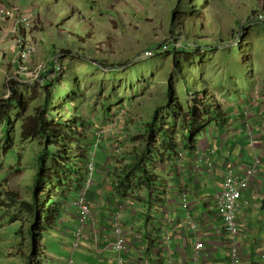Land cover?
Returning a JSON list of instances; mask_svg holds the SVG:
<instances>
[{
    "label": "rangeland",
    "instance_id": "374dc122",
    "mask_svg": "<svg viewBox=\"0 0 264 264\" xmlns=\"http://www.w3.org/2000/svg\"><path fill=\"white\" fill-rule=\"evenodd\" d=\"M22 15H34L30 29L17 24ZM20 39L34 47L33 60L26 73H21V64L20 68L16 65L18 62L15 64V60L20 61ZM187 40L194 45L200 43L205 46L198 50L196 44V49L192 50L196 58L188 66L193 74L190 83L194 85L196 77L206 78L208 84L204 87L216 98L220 96L219 101L224 107H237L238 113L243 111V133L248 135L246 128L249 122L252 126L250 135L254 136H247L249 145L257 151L255 157L261 159L263 166L264 0H0V103H5L4 99H11L13 91L10 86L13 81L12 86L18 93L25 91V98L31 105L29 108L36 106L44 98L45 92L39 82L42 79L41 67L50 69L58 64L68 69L70 73L66 76L78 70V59L65 57L71 47L77 51L84 49L87 54L101 57L115 65L118 62L127 63L128 66L123 70L107 72L103 89L91 91L86 87L83 90L85 97L78 103L89 120V137L95 149L98 151L97 148L102 146L108 148V152L105 148L102 150L104 157L99 155L97 158L96 162L100 164L94 174H90L87 167L88 174L80 195L90 188L104 186L109 189L116 180V168H111V162H121L122 153L133 148L128 144L122 147V142H130L129 136L133 135L130 132L127 137L126 127L131 124L133 132L136 118L143 123L153 115L151 107L164 106L161 96L166 92L167 83L163 74L173 69V64L168 61L170 54L160 56L162 52L159 48L165 44L181 48L182 41L184 44ZM148 50L155 51L153 57H146ZM49 58L54 62H48ZM134 71L142 76V79L134 80L137 81V84L133 82L135 89L117 94L115 101L118 102H111L114 98H107L111 97V85L122 84ZM84 73L88 75L85 69ZM62 85L64 90L71 89L69 84ZM181 85L178 83L179 91ZM31 109L27 115L31 114ZM232 112L234 116L235 110ZM19 116L20 109L17 108L7 121L0 120V264H29L28 256L25 255L29 253V239L22 247V237L18 235L22 223H12L4 216L5 212L13 214V202L7 191H27L29 186H33L38 171L40 138L30 130L27 120L24 131L21 124L18 133ZM240 127V124L235 125V130L231 128V133L225 137L231 138ZM100 133L104 137L102 146L97 147ZM114 137L119 144L111 141ZM258 149H262L263 153H259ZM207 156L212 157L209 154ZM101 161L106 164L101 165ZM203 161L206 168L208 161L199 159L201 165ZM210 161L217 164L220 159L212 157ZM168 164L167 160H157L153 168L166 169ZM234 167L228 165L227 171ZM103 172L104 178L97 181L98 174L102 176ZM90 176L93 186L87 187ZM129 193V196L138 194L137 187L131 185ZM67 198L68 195L64 194L63 199L73 204L72 197ZM103 209L102 216L110 222L113 211L111 207L108 208L107 200ZM123 210L122 203L114 214L122 215ZM257 211L264 213L261 206ZM60 235L54 228L44 232L39 245V257L34 264H66L71 251L68 252L61 245ZM77 255L74 256V264H78Z\"/></svg>",
    "mask_w": 264,
    "mask_h": 264
},
{
    "label": "trees",
    "instance_id": "16d2710c",
    "mask_svg": "<svg viewBox=\"0 0 264 264\" xmlns=\"http://www.w3.org/2000/svg\"><path fill=\"white\" fill-rule=\"evenodd\" d=\"M196 44L198 50L199 47H205L200 43ZM195 45L188 40L184 44L182 41L181 48L172 46L170 51L160 54V56L170 54L168 61L173 64V69L170 68L168 73L163 74L167 83L166 92L161 96L164 106L151 107L153 115L143 123L136 118L133 125L135 133L131 131V124L128 123L129 126L126 127L127 137L130 132L133 134L129 136V141L135 144V148L131 153L123 154L125 157L122 163L120 162L121 166L118 165L115 169L116 180L113 186L123 192V195L129 196L130 186L135 185L139 196L140 192H145L152 198L153 190L160 188L153 168L157 160L166 161V157L176 159L183 151L194 153L205 129L214 122L225 123L227 120L219 98L204 87L208 80L196 77L194 85L190 83L193 74L190 73L188 66L193 64L196 58L192 52ZM65 57L77 58L80 62L77 65L78 70L66 76L70 73L68 69L54 64L55 66L44 71L39 81L45 91L44 98L32 109L25 98V91L18 93L15 86H12L13 81L10 86L13 91L11 99H4L5 103H0V120L7 121L13 111L19 108L18 133L21 124L24 131L27 120L30 130L34 131L41 142V150L37 153L38 171L33 186H29L25 192L7 191L13 202H10L13 214L7 212L9 220L12 223H22L18 232L22 237L20 246L23 247L25 241L29 239L27 255L29 264L36 263L44 232L52 229L59 218L61 207L66 202L63 195H68L67 200L72 197L74 201L77 198V194L84 186L89 162L93 159L96 161L97 150L89 137L91 126L87 116L81 111L82 105H78L85 97L83 90L86 87L91 91L103 89L104 76L109 70L113 73L128 66L124 62H118L116 65L109 63L101 57L87 54L84 49L77 51L72 47L67 50ZM131 68L130 66L129 69ZM139 79H142V76L134 71L122 84L113 83L110 89L111 97L107 98H114L111 99V102H114L117 100L115 99L117 94L133 91L134 83L137 84L134 80ZM63 83L69 84L71 89L64 90ZM178 83H182L180 91ZM124 99L126 100V97ZM29 109L31 114L27 115Z\"/></svg>",
    "mask_w": 264,
    "mask_h": 264
},
{
    "label": "crops",
    "instance_id": "0c3cea01",
    "mask_svg": "<svg viewBox=\"0 0 264 264\" xmlns=\"http://www.w3.org/2000/svg\"><path fill=\"white\" fill-rule=\"evenodd\" d=\"M52 60L49 58L47 61ZM15 64L20 68L21 61L15 60ZM218 98L221 101L220 96ZM222 108L227 117L226 122H214L207 127L199 138L198 147L194 153L187 152L186 157L183 158L184 161L166 157L165 160L169 161L166 169L164 167L154 169L160 188L153 190L152 198L145 192H140V196L139 194L123 195V192L112 186L109 189H105L104 186L88 189L84 196L93 208L94 223L84 230L80 246L75 249L72 248V235L79 227L78 212L72 203L65 202L62 205L59 218L53 228L61 233L59 239L61 245L65 246L68 252L71 251L69 259L72 260V264L76 254H78V264H115L109 242L113 240L112 217L122 203L124 204L123 228L128 241V248L124 252V264H229V247L232 237L223 232L224 223L219 215L217 195L222 189L227 166L237 165V171L242 172L243 168L253 164L257 151L249 145L248 137L243 133L244 124L241 120L243 111L238 113L237 107L222 106ZM233 110L236 113L234 116ZM238 124L241 127L236 129L237 132L233 133L231 138L225 137L227 133H231V128L235 130L234 126ZM114 138L111 141L119 144L118 139ZM122 144V147L126 144L133 147L122 153L123 159L125 157L123 154L131 153L135 144L130 142H122ZM103 148L108 149L106 146L97 148L96 160L99 155L105 156V153H102ZM259 150V153H263L262 149ZM208 154L214 159L216 157L220 159L217 163L219 169L217 167L214 174L206 170L205 161L202 162L203 166L199 162L200 156L212 159L207 156ZM102 163L101 165L106 164ZM118 165L121 166L120 161L111 162V168H117ZM98 173H100L99 169ZM103 175L104 172L102 176L98 174L97 181L99 178H104ZM106 200L108 208L111 207L113 211L110 222L102 216ZM242 200L243 208L238 213L240 232L237 237L240 244V263L264 264L262 262L264 213L257 211L260 206L264 209L262 208L264 165L262 173L251 183ZM191 215L197 223L196 232L188 224ZM4 216L10 219L7 212ZM164 232L171 240L168 246L163 238ZM200 241L204 243L205 248L197 250L196 243Z\"/></svg>",
    "mask_w": 264,
    "mask_h": 264
},
{
    "label": "built area",
    "instance_id": "2783aa9c",
    "mask_svg": "<svg viewBox=\"0 0 264 264\" xmlns=\"http://www.w3.org/2000/svg\"><path fill=\"white\" fill-rule=\"evenodd\" d=\"M34 15L26 16L22 15L18 20L17 24L25 25L26 29H30L33 25ZM21 22V23H19ZM16 30V29H15ZM8 36V35H7ZM172 45L166 44L163 45L160 49V51L168 52L170 51ZM19 53H20V61L22 67L20 68L22 72H27L29 70V66L33 60V52L34 47L31 46L27 41L24 42L22 39L19 40L18 44ZM155 51L154 50H148L146 51V57H153ZM58 66V64H56ZM44 67L40 68L43 70L41 74L46 71L47 69H43ZM248 135L250 138H254V136L250 135V132H252V126L248 122L247 126ZM104 135L98 134L97 138V147L101 145L102 139ZM93 157L95 156L94 153H92ZM185 154H181L183 157ZM206 156H200V160H204ZM208 161L207 164V171L210 174H214L217 170L216 163H213L206 157L205 159ZM260 158H256V160L253 162V164L249 167L243 168L242 172L236 171L235 168H230L224 178V182L222 184V189L220 190L219 194L217 195V204L219 208V215L222 217L223 221V232L225 234H229L231 238L230 247H229V264H241L240 263V244L237 239L239 235V221H238V213L243 208L242 205V198L244 193L248 190L250 187L252 181L262 173V161H260ZM96 161L93 159L88 164V171L90 174H94L97 170ZM89 174V175H90ZM93 181L90 176V181L87 184V187H92ZM75 205L78 208V218H79V227L76 229L73 233V242H72V248L75 249L78 246H80L82 235L84 230L92 225L94 223V214L93 210L91 208V205L88 203L87 198L84 195H79L75 201ZM113 240L109 242V246L114 252V262L115 264H124L125 259L123 257V253L128 248V241L126 239L125 233L123 231V220L120 213L114 214L113 218ZM93 221V222H92ZM189 226L192 228L194 232L197 231V223L192 217L190 216V220L188 222ZM163 238H165V243L169 245L170 239L169 235H166V233H163ZM197 250L204 249L205 245L203 242H197L196 243ZM197 255V254H196ZM264 263V257L262 258ZM66 264H72V260L69 259Z\"/></svg>",
    "mask_w": 264,
    "mask_h": 264
},
{
    "label": "clouds",
    "instance_id": "9594fccd",
    "mask_svg": "<svg viewBox=\"0 0 264 264\" xmlns=\"http://www.w3.org/2000/svg\"><path fill=\"white\" fill-rule=\"evenodd\" d=\"M21 73H25V72H21ZM244 111H245V110H244ZM100 146H102V145H100ZM95 151H96V150H95ZM183 153H184V152L180 153L179 156L176 157V158H178V159H183V158H185V157H186V154H185V153H184L185 155H184L183 157L181 156V154H183ZM216 165H217V164H216ZM98 169H99V168H98ZM90 189H91V188H90ZM78 194H79V193H78ZM79 195H80V194H79ZM79 195H78V196H79ZM78 196H77V197H78ZM76 199H77V198H76ZM76 199H74V201H73V205H75V201H76ZM75 206H76V205H75ZM76 209H77V212H78V208H77V206H76ZM93 214H94V213H93ZM121 217H122V215H121ZM112 218H114V215H113ZM122 220H123V219H122ZM113 221H114V220H113ZM112 228H113V224H112ZM112 228H111V229H112ZM123 231H124V228H123ZM72 236H73V235H72ZM170 241H171V240H170ZM167 246H168V245H167ZM113 254H114V252H113ZM123 257H124V253H123ZM66 263H67V262H66Z\"/></svg>",
    "mask_w": 264,
    "mask_h": 264
},
{
    "label": "water",
    "instance_id": "95a60500",
    "mask_svg": "<svg viewBox=\"0 0 264 264\" xmlns=\"http://www.w3.org/2000/svg\"><path fill=\"white\" fill-rule=\"evenodd\" d=\"M262 208H264V204H263Z\"/></svg>",
    "mask_w": 264,
    "mask_h": 264
},
{
    "label": "bare ground",
    "instance_id": "6f19581e",
    "mask_svg": "<svg viewBox=\"0 0 264 264\" xmlns=\"http://www.w3.org/2000/svg\"><path fill=\"white\" fill-rule=\"evenodd\" d=\"M113 234V233H112Z\"/></svg>",
    "mask_w": 264,
    "mask_h": 264
}]
</instances>
